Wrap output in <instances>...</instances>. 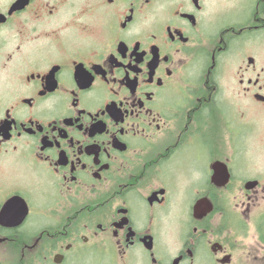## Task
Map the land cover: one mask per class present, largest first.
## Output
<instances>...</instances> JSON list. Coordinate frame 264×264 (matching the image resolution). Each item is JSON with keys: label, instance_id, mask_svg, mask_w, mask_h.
<instances>
[{"label": "flooded vegetation", "instance_id": "1", "mask_svg": "<svg viewBox=\"0 0 264 264\" xmlns=\"http://www.w3.org/2000/svg\"><path fill=\"white\" fill-rule=\"evenodd\" d=\"M257 131L264 0H0V264H264Z\"/></svg>", "mask_w": 264, "mask_h": 264}, {"label": "rangeland", "instance_id": "2", "mask_svg": "<svg viewBox=\"0 0 264 264\" xmlns=\"http://www.w3.org/2000/svg\"><path fill=\"white\" fill-rule=\"evenodd\" d=\"M261 131L254 132L252 139L246 142L245 150L243 159L245 161V166L241 167L240 169H233L235 174V181L234 184L238 186L240 183V178L242 176H254L259 175L263 176L264 179V141L261 136ZM235 155V153H234ZM235 157L233 156V160ZM236 161H239L236 159ZM233 202V200L231 199ZM263 204V203H262Z\"/></svg>", "mask_w": 264, "mask_h": 264}, {"label": "water", "instance_id": "3", "mask_svg": "<svg viewBox=\"0 0 264 264\" xmlns=\"http://www.w3.org/2000/svg\"><path fill=\"white\" fill-rule=\"evenodd\" d=\"M219 172H220V169H215V173L213 175V181H215L217 184H225L228 182L229 180V173L228 171H226L225 173V178L224 177H221V176H218L219 175ZM200 202H198V207L200 206L199 204Z\"/></svg>", "mask_w": 264, "mask_h": 264}]
</instances>
